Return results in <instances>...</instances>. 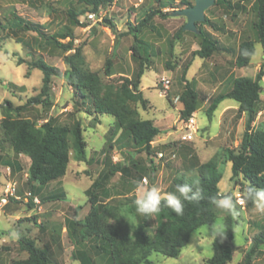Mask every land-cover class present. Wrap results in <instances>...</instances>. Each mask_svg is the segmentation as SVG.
Masks as SVG:
<instances>
[{
	"label": "rangeland",
	"instance_id": "374dc122",
	"mask_svg": "<svg viewBox=\"0 0 264 264\" xmlns=\"http://www.w3.org/2000/svg\"><path fill=\"white\" fill-rule=\"evenodd\" d=\"M219 1L224 3L214 2L203 10L202 20L190 25L188 13L195 6V0H115L101 9L100 16L91 20L87 14H82L77 18L78 22L72 21L67 11L80 12L89 8L76 0H0L1 23L16 14L29 23L40 25L43 34L19 31L8 33L3 41L0 50V121L6 101L17 107L40 92L42 73L25 63L19 64L21 61L42 58L51 66L62 71L66 69L63 59L74 50L66 52L58 48L52 44L54 39L70 44L73 49L81 48L85 68L98 75L95 95L101 101L100 105H111L121 115L129 110L130 114L123 116L124 123L150 120L160 130L147 154L126 136L117 139L121 130L114 134L115 118L112 115L95 114V105L90 98L77 97L61 78L52 77L48 107L31 105L20 113L11 112V117L27 119L37 127L50 119L68 127L79 121L86 142V159L84 162L77 160L71 148L64 177L31 190L26 183L29 159L13 153L0 128V189L9 167L10 179L22 199L25 193L32 194L28 202L10 201L0 211V264H18L25 260L28 257L26 242L46 249L50 264H81L77 257L83 250L94 264H107L104 257L94 254L87 241L78 240L80 227L76 223L85 221L88 216L91 196L97 197L98 207L107 209L104 224L121 226L131 236L146 218L145 234L150 239L156 221L154 217L139 216L135 211L137 182L146 180L145 188L156 186L162 194L172 192L176 188L173 180L181 178L195 182L197 167L213 157L223 175L219 191L232 196L237 210L234 217H221L214 208L215 222L221 219L225 223L227 217L233 219V253L228 264L245 263L251 237L264 227V215L254 211L253 206H245L239 186L234 187L229 181L228 170L225 172L228 163L224 156L226 149L238 147L245 114L238 111V104L233 100L223 101L210 121L205 110L216 95L230 91L235 78L253 79L260 68L264 69V58L253 27L257 1ZM238 5L242 10L237 8ZM152 9H159L164 15L155 16L152 29H144L138 35L148 60L139 85L145 103L129 102L123 86L131 87L129 82L140 69L139 60L130 51L134 44L130 29ZM179 31L180 38H176ZM199 31L208 33L228 51L215 53L208 59L192 57V52L200 48ZM66 33L72 38H63ZM244 40L256 43L255 53L246 67L238 68L235 66L236 52ZM107 61L111 66L106 72ZM187 63L190 65L185 78L198 95V106L193 114L196 127L193 140L181 141L180 111L183 106L180 98L184 89L181 75ZM163 80L169 82L166 90ZM263 80L264 77L260 93L262 110L257 114L254 126L264 131ZM81 101L80 110H77L74 104ZM114 167H122V170L109 175ZM95 181L108 191L107 196L98 190L92 195L86 193ZM57 194H60V200H49ZM33 199L39 203L34 204ZM206 227L192 233L179 257L167 258L153 253L149 260L152 264H208L213 254V239L207 231L201 232ZM251 264H264V245L252 257Z\"/></svg>",
	"mask_w": 264,
	"mask_h": 264
},
{
	"label": "trees",
	"instance_id": "16d2710c",
	"mask_svg": "<svg viewBox=\"0 0 264 264\" xmlns=\"http://www.w3.org/2000/svg\"><path fill=\"white\" fill-rule=\"evenodd\" d=\"M76 1L79 4H84L89 9L80 12L67 11L68 17L74 22H78L77 18L80 15L98 12L111 5L115 0ZM256 1L257 12L253 27L258 44L262 47L264 58V0ZM215 3L222 4L224 1L217 0ZM227 7L230 8L228 4ZM237 8L242 10L239 5ZM158 15L163 16L164 14L159 9H152L144 15L137 25L130 29L134 39L130 51L133 57L139 60L140 69L137 71L134 80L129 82L131 87L123 86L126 99L129 102L145 103L139 85L146 68L144 67V65L146 66L145 62L148 60L145 59L144 48L138 40V35L144 29H152V21ZM107 24L111 25L109 21ZM19 31L35 32L39 36L43 35L40 25L29 23L16 14H12L5 23L0 22V50L3 41L8 37V33L16 34ZM180 33L181 31L178 32L176 38H180ZM199 35L201 38L200 48L192 52V57L208 59L215 53L228 51L205 31H199ZM62 37L72 38L68 33ZM52 44L66 52L74 50L73 53L63 59L66 69L62 71L51 66L42 58L32 59L29 62L21 61L19 64L25 63L30 68L37 69L42 73L40 92L29 98L24 105L17 107H13L10 102L6 101L3 117L0 121V128L13 153L24 155L29 159L26 183L31 190H34L35 186L42 187L64 177L71 148L75 152L77 160L84 162L86 159V142L79 121H76L72 127H68L57 125L50 119L37 127L27 119L11 117V112L20 113L31 105L48 107L50 105L49 93L52 77L61 78L77 97L83 100L90 98L95 105V114L112 115L115 118L114 134L116 131L121 130V135L117 139L126 136L134 146L141 147L148 154L151 149V142L160 134V130L150 120H134L124 123L123 116H128L130 114L129 110L123 111V115H121V112H117L111 105H100L101 101L95 95L99 81L98 75L85 68L81 48L73 49L70 44L59 43L54 39ZM173 44L174 42L171 45L173 46ZM255 45L256 43L252 40H244L238 45L235 57L236 67L243 68L250 63L255 53ZM245 50L248 55L242 54ZM189 65L190 63L185 65L181 75V80L184 82V89L180 98L183 106L180 111L182 122L188 120L197 111L198 106V95L192 88L191 82L185 78ZM110 66L111 62L107 61L106 72ZM263 77L264 69L260 68L253 79L247 77L235 78L230 91L216 95L205 110V114L210 121L223 101L233 100L238 104V111L245 114L244 131L240 143L235 149H226L224 156L225 161L231 163L229 181L234 187L239 186L244 195L245 206L248 208L252 207L253 204L245 199L246 189L250 186L257 189L264 188V131L254 126L256 116L262 110L260 98L262 87L260 83ZM81 103L83 101L74 104L77 110H80L78 108ZM111 146L109 145V148ZM120 170H122V167H114L109 171V175H114ZM197 175L195 182H186L181 178L173 180L175 187L187 183L193 186V192L199 189L200 197L194 201H183L184 211L181 216L176 215L170 209L162 208L161 212L154 217L156 227L150 239L145 234V229L148 226L146 218L142 220L131 236L121 226L103 223L107 209L98 207L96 205L97 197L91 193L98 190L107 196L108 191L98 181H95L86 191L87 194L92 195L91 210L85 221L76 223L80 227L78 240L87 241L94 254L104 257L107 264H152L149 257L153 253L167 258L179 257L181 250L188 244L192 233L202 226L213 225L216 220L214 206L210 201L218 193L221 194L218 185L223 177L216 157L199 165ZM60 198V194H57L49 197V200H60ZM224 225L226 229L225 238L222 241L213 239V254L207 261L208 264H228L232 260L235 223L231 217H227ZM250 243V249L246 254L244 264H251L252 257L257 253L259 247L264 245V227H261L251 237ZM25 250L28 257L18 264L51 263L46 249L37 248L32 242H26ZM77 259L81 264H94L91 256L84 250L79 252Z\"/></svg>",
	"mask_w": 264,
	"mask_h": 264
},
{
	"label": "clouds",
	"instance_id": "9594fccd",
	"mask_svg": "<svg viewBox=\"0 0 264 264\" xmlns=\"http://www.w3.org/2000/svg\"><path fill=\"white\" fill-rule=\"evenodd\" d=\"M242 54L248 55L245 50ZM145 182H137L135 191L138 193L134 200L135 211L139 216L155 217L159 214L162 208L170 209L178 216L183 215L184 202L194 201L200 197V190L193 192V186L187 183L177 185L175 190L168 193H161V190L152 186L144 187ZM245 199L251 201L254 211L264 215V188L248 187L245 192ZM163 201V203H162ZM211 204L214 206L218 216L231 215L236 216L237 210L235 202L231 195L217 194L211 198ZM207 231L209 238L223 240L226 235L225 225L221 219H218L215 224L202 228L201 232Z\"/></svg>",
	"mask_w": 264,
	"mask_h": 264
},
{
	"label": "built area",
	"instance_id": "2783aa9c",
	"mask_svg": "<svg viewBox=\"0 0 264 264\" xmlns=\"http://www.w3.org/2000/svg\"><path fill=\"white\" fill-rule=\"evenodd\" d=\"M101 10L98 12L94 13H88V17L92 20L96 16L101 15ZM169 82L166 80L162 81V85L164 90L168 88ZM182 134L180 136L181 141H192L193 140V134L196 132V127H195V120H194V115H192L188 120L182 122ZM162 155L159 154V157ZM11 175V170L9 167L6 168V180L4 183V186L2 189H0V211L1 209L6 206L10 201H20L23 200L25 202H28L32 198V194L30 192H27L24 194V197L22 199L21 195H19V191L17 189L16 184L10 179ZM146 180H144L145 182ZM146 184V183H145ZM34 204H38L39 201L37 199H33Z\"/></svg>",
	"mask_w": 264,
	"mask_h": 264
},
{
	"label": "water",
	"instance_id": "95a60500",
	"mask_svg": "<svg viewBox=\"0 0 264 264\" xmlns=\"http://www.w3.org/2000/svg\"><path fill=\"white\" fill-rule=\"evenodd\" d=\"M216 0H195V6L188 13V20L190 25L197 20L203 19V10L214 4Z\"/></svg>",
	"mask_w": 264,
	"mask_h": 264
},
{
	"label": "crops",
	"instance_id": "0c3cea01",
	"mask_svg": "<svg viewBox=\"0 0 264 264\" xmlns=\"http://www.w3.org/2000/svg\"><path fill=\"white\" fill-rule=\"evenodd\" d=\"M264 81V80H263ZM260 85H261V83H260ZM262 87V86H261ZM263 88V87H262ZM225 106H227V104H225ZM195 114V113H194ZM228 170V176H229V178H230V176H231V163H228L227 164V168H226V170H225V172ZM229 171H230V173H229Z\"/></svg>",
	"mask_w": 264,
	"mask_h": 264
}]
</instances>
